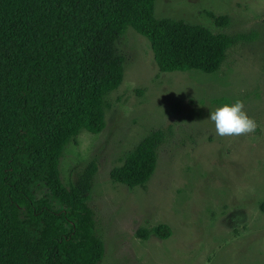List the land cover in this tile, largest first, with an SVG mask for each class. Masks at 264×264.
Segmentation results:
<instances>
[{
    "label": "rangeland",
    "instance_id": "rangeland-1",
    "mask_svg": "<svg viewBox=\"0 0 264 264\" xmlns=\"http://www.w3.org/2000/svg\"><path fill=\"white\" fill-rule=\"evenodd\" d=\"M210 14L230 25L217 26ZM155 16L253 39L232 47L217 73L163 74L149 41L129 28L116 46L124 80L106 98V129L80 132L61 178L70 185L98 166L88 206L104 245L101 264H264V0H157ZM237 99L255 131L217 136L209 110ZM159 130L166 139L145 187L113 183L111 171ZM160 225L170 227L169 239L138 236Z\"/></svg>",
    "mask_w": 264,
    "mask_h": 264
},
{
    "label": "trees",
    "instance_id": "trees-1",
    "mask_svg": "<svg viewBox=\"0 0 264 264\" xmlns=\"http://www.w3.org/2000/svg\"><path fill=\"white\" fill-rule=\"evenodd\" d=\"M156 2L0 0V264H101L104 245L88 206L98 166L69 185L60 163L81 131L106 129V98L124 80L116 46L129 28L149 41L163 74L217 73L232 47L253 39L158 19ZM209 17L230 25L228 17ZM165 139L163 130L151 133L110 180L145 187ZM150 234L167 240L172 231L138 232Z\"/></svg>",
    "mask_w": 264,
    "mask_h": 264
},
{
    "label": "clouds",
    "instance_id": "clouds-1",
    "mask_svg": "<svg viewBox=\"0 0 264 264\" xmlns=\"http://www.w3.org/2000/svg\"><path fill=\"white\" fill-rule=\"evenodd\" d=\"M207 119L213 122L216 135L220 137H238L254 132L257 127L256 121L244 111L243 102L239 99L209 110Z\"/></svg>",
    "mask_w": 264,
    "mask_h": 264
}]
</instances>
